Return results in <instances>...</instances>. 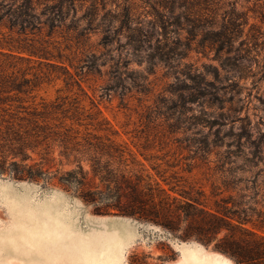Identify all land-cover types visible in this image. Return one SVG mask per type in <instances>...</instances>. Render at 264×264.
<instances>
[{
	"label": "rangeland",
	"instance_id": "obj_1",
	"mask_svg": "<svg viewBox=\"0 0 264 264\" xmlns=\"http://www.w3.org/2000/svg\"><path fill=\"white\" fill-rule=\"evenodd\" d=\"M110 1L114 9V5L123 2ZM131 1L136 17L146 27L153 20L148 14L151 4L148 0ZM218 4L221 8L217 15L219 23L225 10L233 6L237 12L245 14L247 24L234 41L232 53L241 59L244 78L236 73L227 74V78L222 74L225 78L216 84L219 91L215 106L190 103L187 92L177 94L184 93L182 97L170 93V86L180 89L190 85L183 77L189 70L194 74L195 70L205 71V66H217L214 51L192 50L172 66L157 63L148 74L145 55L141 59L134 56L123 37L109 49V56L93 60L92 68L85 67L81 71L82 87L118 133V140L144 165L143 179L148 181L149 174L153 188L158 182L166 189L172 186L177 189L169 201L172 207L191 203L211 212L223 207L224 202L232 201L238 205V211L252 214L264 211V24L252 12L262 3L261 0H222ZM169 30L173 39L181 38V51L187 32L175 25ZM160 33L156 28L154 39ZM101 39L102 35L96 31L85 34V65L87 55L97 53L99 56L104 51L98 45ZM199 40L201 37L196 39ZM110 55L120 61L122 71L125 72L126 65L129 71L148 78L150 85H146L144 94L136 90L123 93L120 88L104 90L114 85ZM103 60L107 62L105 66L101 65ZM211 78L208 76V80ZM123 84L128 86L130 81ZM62 86V82L46 86L41 95L53 99ZM183 100L187 102L185 107L177 108ZM204 140L207 146L202 144ZM141 154L147 159L154 158L146 161ZM54 158L53 172L76 169L73 159L60 157L58 151ZM154 163L162 165L158 172L152 169ZM82 166L89 172L87 162ZM62 175L51 179L49 189L0 178V264H104L115 239L124 244V264H189L187 256L195 252L204 256L205 262L210 258H225L230 264H236L215 248L225 232L205 245L185 238L190 223L179 210L173 211L168 221L161 217L159 221L163 225L114 214H97L95 207L81 196L89 190H104L101 183L91 174L82 184L69 177H63L69 182L62 180ZM158 199L155 204L161 210L166 198L159 195ZM57 245L82 251L85 248V253L94 249L96 254L82 255L75 259L77 261L67 259L68 256L58 258L50 255Z\"/></svg>",
	"mask_w": 264,
	"mask_h": 264
},
{
	"label": "trees",
	"instance_id": "obj_2",
	"mask_svg": "<svg viewBox=\"0 0 264 264\" xmlns=\"http://www.w3.org/2000/svg\"><path fill=\"white\" fill-rule=\"evenodd\" d=\"M148 1V14L153 20L145 27L136 17L131 0L121 1V5H114L115 9L110 0H0V178L49 189L55 175L63 174L62 180L69 182L63 178L69 177L82 184L91 174L105 189L89 190L81 198L93 205L97 214L163 225L161 217L168 221L173 211L179 210L190 223L185 233L187 240L209 245L211 238L225 232L215 246L217 251L236 264H264V211L241 212L232 201L211 212L191 203L172 207L169 201L177 189H166L158 182L153 188L149 174L148 181L143 179L144 165L118 140V133L103 117L98 104L85 94L81 71L92 68L93 60L109 56V49L121 37L134 56L141 59L145 55L148 74L157 63L172 66L192 50L214 51L217 66L184 73L185 82L190 83L184 88L170 86L173 96L182 97L187 92L190 103L215 106L217 82L229 73L244 78L241 59L232 53L234 41L247 24L245 14L232 6L225 10L219 23L218 2L222 0ZM261 3L252 12L264 24V0ZM173 25L188 34L181 51V38L171 37L169 28ZM156 28L161 33L154 39ZM95 31L102 35L98 45L104 51L99 56L87 55L85 65V34ZM198 37L201 40L196 41ZM110 61L114 85L104 90L120 88L123 93L136 90L144 94L150 85L146 76L129 71L126 65L122 71L120 61L112 55ZM106 64L105 60L101 63ZM208 76L212 78L208 80ZM127 80L130 85L125 86L123 81ZM59 82L63 86L53 99L41 95L44 87ZM179 92L184 93L177 95ZM186 103L183 100L176 107L184 108ZM202 144L207 146V140ZM56 151L66 160L73 159L76 169L53 172ZM141 156L146 161L154 158ZM84 162L89 172L84 171ZM159 164L154 163L152 169L158 172L162 166ZM159 195L166 198L161 210L155 204ZM164 227L172 230L168 225Z\"/></svg>",
	"mask_w": 264,
	"mask_h": 264
},
{
	"label": "bare ground",
	"instance_id": "obj_3",
	"mask_svg": "<svg viewBox=\"0 0 264 264\" xmlns=\"http://www.w3.org/2000/svg\"><path fill=\"white\" fill-rule=\"evenodd\" d=\"M110 247H113L111 249V254H108V259H106L104 264H124L123 262L124 255H123V250H122V247H124V244L122 243V241H120L119 239L117 241L115 239L113 243L110 245ZM51 250H52L51 251L52 253H50V255L54 257L64 258L65 256H68L67 259H72L74 261H77L75 259H77L78 257L80 258L83 257L82 255H84L85 257V255H88V254L89 255L96 254L94 249L86 250V253H85V248L82 251L81 249H73L72 247L68 248L65 246H58V245ZM103 252H105V250ZM187 258L189 260V264H230V262L225 258H221V259L210 258L209 261L205 262L204 256L200 255V253L198 252H195V254H189ZM92 263H95V262L93 261Z\"/></svg>",
	"mask_w": 264,
	"mask_h": 264
}]
</instances>
